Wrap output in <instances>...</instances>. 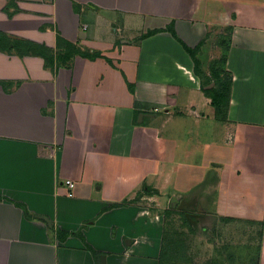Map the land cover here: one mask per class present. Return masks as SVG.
Instances as JSON below:
<instances>
[{
  "label": "crops",
  "instance_id": "obj_1",
  "mask_svg": "<svg viewBox=\"0 0 264 264\" xmlns=\"http://www.w3.org/2000/svg\"><path fill=\"white\" fill-rule=\"evenodd\" d=\"M40 1L0 32L87 55L0 50V264H158L150 205L173 197L262 225L264 264V0ZM222 56L225 120L204 92Z\"/></svg>",
  "mask_w": 264,
  "mask_h": 264
},
{
  "label": "rangeland",
  "instance_id": "obj_2",
  "mask_svg": "<svg viewBox=\"0 0 264 264\" xmlns=\"http://www.w3.org/2000/svg\"><path fill=\"white\" fill-rule=\"evenodd\" d=\"M20 1L29 9L37 8L42 4L40 0H32V3L27 4H23L25 1ZM80 1L93 3V0ZM94 1L103 2V0ZM17 2L18 0H0V28L10 30V23L5 18L7 15L5 7L8 5L10 9L11 6L17 5ZM146 2L149 3L152 0H146ZM154 2L153 0L154 5L158 4ZM113 3V0H108L107 4L113 6ZM139 3L141 4V0ZM31 14L35 16V19H32L33 26L45 23L44 18H36L43 15ZM22 21L26 22V19H22ZM222 32L226 34L227 31L225 29ZM146 202L142 201V206L148 208L149 204H145ZM167 209L174 211L169 219H165L163 216V212ZM150 210L152 214L158 216L155 223L158 225L160 240L163 233L167 232V238L169 237L175 243V248L173 247L169 252L168 261H165V264H257V261L258 264H262V248L258 251V247L262 246V237H260L262 227L259 224L224 222L211 212H205L202 209L197 212L196 206H184L179 209L176 203L171 205L168 200L153 203V206L150 205ZM188 211L193 215L190 218L191 226H187L182 215L178 214V212L187 213ZM99 261H101V256Z\"/></svg>",
  "mask_w": 264,
  "mask_h": 264
},
{
  "label": "trees",
  "instance_id": "obj_3",
  "mask_svg": "<svg viewBox=\"0 0 264 264\" xmlns=\"http://www.w3.org/2000/svg\"><path fill=\"white\" fill-rule=\"evenodd\" d=\"M74 7L78 8V6L75 4ZM6 9H8V5ZM168 31H170L173 34L172 26L168 27ZM226 31H227L226 34H229L230 29L228 28L226 29ZM156 32L158 31L157 30L150 31L144 37H148L152 34H155ZM220 39H224V37H220ZM223 42L224 40H221L219 44L220 47L225 49ZM56 47L58 51L54 53V51L42 45H37L30 41L15 39L0 32V50L2 51L16 50L21 56L25 54H32L34 56L41 57L44 60L45 66H51L54 63V61L57 62L62 61L64 63L75 55H81V56L87 55L86 53L80 51L75 45L66 42L60 37H58L56 40ZM198 49L199 47L195 49V52ZM192 53L194 52L190 51V54ZM225 63H226V58L225 56H222V58L210 64L209 66L210 77H211L210 81L214 82V87L211 89L204 90L206 95L211 100V105L215 110L216 118L222 120H225L227 116V111L229 108V100H230V89H231V78L227 76L222 69ZM194 73L198 77H200L202 73L200 63L195 58H194ZM1 84L9 85V83H1ZM208 84H209V79H208ZM208 84L206 83V85ZM115 206H119V205H115ZM172 214H174V211L172 209H167L165 212H163V216L165 217V219H169L170 216H172ZM178 214L182 215L183 221L187 226H191L190 221L185 218L184 213L178 212ZM222 221L230 222V220L228 219H222ZM167 235L168 233L164 232L161 237L158 264H165V261H168L167 257L169 252L172 251L173 247L175 248V243L172 242V240L169 239V237L167 238ZM260 237H262V232H260ZM260 249H261V245L258 247V251Z\"/></svg>",
  "mask_w": 264,
  "mask_h": 264
},
{
  "label": "water",
  "instance_id": "obj_4",
  "mask_svg": "<svg viewBox=\"0 0 264 264\" xmlns=\"http://www.w3.org/2000/svg\"><path fill=\"white\" fill-rule=\"evenodd\" d=\"M178 204V208L181 209L182 207H187L189 205V203L183 201V200H178L176 198H172L171 201H170V204ZM193 215L191 214H185V217L190 221V218L192 217ZM46 220V219H44ZM191 222V221H190ZM100 264H105V259H104V256H101V261H100Z\"/></svg>",
  "mask_w": 264,
  "mask_h": 264
},
{
  "label": "built area",
  "instance_id": "obj_5",
  "mask_svg": "<svg viewBox=\"0 0 264 264\" xmlns=\"http://www.w3.org/2000/svg\"><path fill=\"white\" fill-rule=\"evenodd\" d=\"M66 184L69 185L70 187H72V184L70 183V181H67Z\"/></svg>",
  "mask_w": 264,
  "mask_h": 264
},
{
  "label": "flooded vegetation",
  "instance_id": "obj_6",
  "mask_svg": "<svg viewBox=\"0 0 264 264\" xmlns=\"http://www.w3.org/2000/svg\"><path fill=\"white\" fill-rule=\"evenodd\" d=\"M177 206H178V204H177ZM187 209H189V208H187ZM189 211H191V209H189ZM189 211L187 213H184V214H191Z\"/></svg>",
  "mask_w": 264,
  "mask_h": 264
}]
</instances>
